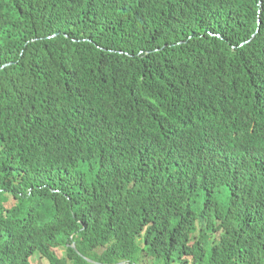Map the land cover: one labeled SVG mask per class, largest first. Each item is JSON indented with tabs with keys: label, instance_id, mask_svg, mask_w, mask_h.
I'll return each mask as SVG.
<instances>
[{
	"label": "trees",
	"instance_id": "trees-1",
	"mask_svg": "<svg viewBox=\"0 0 264 264\" xmlns=\"http://www.w3.org/2000/svg\"><path fill=\"white\" fill-rule=\"evenodd\" d=\"M253 104L264 0H0V264H264Z\"/></svg>",
	"mask_w": 264,
	"mask_h": 264
},
{
	"label": "clouds",
	"instance_id": "clouds-1",
	"mask_svg": "<svg viewBox=\"0 0 264 264\" xmlns=\"http://www.w3.org/2000/svg\"><path fill=\"white\" fill-rule=\"evenodd\" d=\"M262 117V114L257 113V106L254 104L252 111H246L242 116L240 129L236 132L235 144L244 150L246 155L251 156L253 152L258 150L259 154L264 157V143H261L264 142V129L254 122Z\"/></svg>",
	"mask_w": 264,
	"mask_h": 264
},
{
	"label": "rangeland",
	"instance_id": "rangeland-1",
	"mask_svg": "<svg viewBox=\"0 0 264 264\" xmlns=\"http://www.w3.org/2000/svg\"><path fill=\"white\" fill-rule=\"evenodd\" d=\"M55 253L58 255V257H62L64 255V252L62 249L55 250ZM32 264H45V262L41 260L39 256L35 255L33 257ZM139 264H164V262H162L161 260L158 261L152 258H146V259L141 258V261L139 262ZM171 264H179V263L172 262Z\"/></svg>",
	"mask_w": 264,
	"mask_h": 264
}]
</instances>
